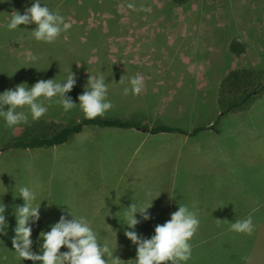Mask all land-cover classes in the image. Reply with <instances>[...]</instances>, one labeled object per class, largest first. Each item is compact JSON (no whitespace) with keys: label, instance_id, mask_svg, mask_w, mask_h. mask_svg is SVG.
Here are the masks:
<instances>
[{"label":"crops","instance_id":"1","mask_svg":"<svg viewBox=\"0 0 264 264\" xmlns=\"http://www.w3.org/2000/svg\"><path fill=\"white\" fill-rule=\"evenodd\" d=\"M175 8L170 2L156 6V10L165 15H169L171 10L175 13ZM149 26H137L134 30L136 34L131 38L125 35L124 46L118 48L123 51L121 54L95 57L93 61L92 57L82 58L80 79L86 85L89 75H104L108 84L107 99L114 105L105 117L135 121L150 129L168 126L173 130L151 132L137 127L101 129L95 125L85 126L80 138H83L81 136L85 135L86 130H91V135H88L90 144L103 142L116 146L109 153L88 155V163L82 162L84 176L87 170L89 177H108V183H102L100 187L90 186L87 192L81 189L80 216H73L86 217L98 233L101 244L108 241L115 251L114 255L127 261L122 264H135L137 246L124 235L125 231L132 230L124 224L126 208L132 203L140 206L160 195L148 209L149 220L145 221L139 213L136 214L141 222L134 230L139 236L151 238L155 234V226L168 221L171 213L177 211L179 205H184L198 212L200 226L191 241L192 258L182 264H261L264 256V216H255L254 213L264 206V196L255 183V165L259 164L256 145L262 142L263 136L259 135L256 126L247 122L250 128L248 133L247 126L240 119L232 122L231 128L227 123L221 125L224 122L221 118L224 120L226 114L238 116L245 110L244 106L222 113L230 100H239L238 93L229 92L228 87L224 86L230 71L244 67L237 63L238 55L230 54L229 61H226L230 63L229 67H221L217 72L210 71L214 63L224 62L223 58L214 55L218 53L216 48L220 43L228 39L230 52H233L230 43L236 37L228 32L235 27L219 23L171 24L158 28L150 35L155 27ZM214 28L227 31L228 37L217 44L209 33ZM193 31L206 32L205 38H211L215 43L205 42L212 52L209 58L198 60L192 54L188 47L191 39L186 38L191 37L192 34L187 33ZM146 45L152 50L155 45H160L159 54H146ZM174 45L177 48L169 53ZM209 46H214L215 50ZM136 75L144 80L141 93L124 95L123 89L130 87L129 78ZM121 78L122 82H119ZM84 89L85 86L80 84L81 94ZM223 96H226L225 102H222ZM117 103L119 109L116 108ZM49 111H54V114L60 112L54 108ZM67 112H75L76 118L83 116L77 108ZM246 133L249 135L246 136ZM101 135L106 139L102 140ZM58 146L50 148L54 151L59 149ZM39 148L43 147L31 150L37 151ZM38 152L41 155L52 154ZM95 156H98V161H95ZM89 158L94 162H89ZM253 167L252 172L245 173L246 169ZM149 189L152 193L150 197L145 195ZM40 213V219L31 225L32 250L37 254H42L40 233L50 231L51 226L66 214L55 216L43 212L42 204ZM249 215L255 225L252 235L230 230L232 222L246 219ZM66 218L72 219L71 216ZM217 219H220L219 226ZM66 251V247L61 248V252ZM245 257L248 259L245 260ZM14 259L17 260V255ZM24 261L33 264L30 260ZM36 264L41 262L37 261Z\"/></svg>","mask_w":264,"mask_h":264},{"label":"rangeland","instance_id":"2","mask_svg":"<svg viewBox=\"0 0 264 264\" xmlns=\"http://www.w3.org/2000/svg\"><path fill=\"white\" fill-rule=\"evenodd\" d=\"M31 2L34 0H0V13L3 16V18L0 17V94L5 90L14 89L21 83H26L31 88L40 79L63 81L71 68L76 77V85L66 95L78 104V96L82 92H80V84L86 86L80 79L82 58L92 57L93 61L95 57L121 54L123 51L121 49L119 51L118 48L124 46V36L128 35L131 38L136 34L134 32L136 27L140 25L154 26V31L148 32L150 35H153L158 28L171 24L232 25L235 28L228 34L235 35L236 38L233 41L239 40L238 42L245 45V50L242 53L230 52L228 39H226L216 48L218 53L214 54L216 57L223 58L224 62L214 63L210 71L217 72L221 67H229L230 63L226 61H229L227 59H230L232 53L238 55L239 65L252 69L257 68L255 74H259L261 78L257 80V83L264 82V0H189L182 5H175V13L171 10L169 15L159 13L156 6L157 4L162 6L170 0H41L42 7L47 5L53 11H61L65 20L72 23L71 29L62 33L58 40L51 44L35 40L31 34V30L36 27L35 24L20 25L19 27H23V30L19 28L14 31L8 30L6 26L14 10L24 14L23 6L30 7ZM129 4L133 7L130 8ZM213 30L209 33L210 36H214L213 41L217 44L222 38L228 37L227 31L217 28ZM188 34H192L191 37L186 38L191 39L188 47L190 46L192 54H195L198 60L209 58L212 52L206 47L208 43L205 42L215 43H212L211 38L209 40L205 38L207 33L193 31ZM243 39L244 42H241ZM160 47V45H155L152 50L146 45L144 49L146 54L156 55L159 54ZM212 47L214 46H209L210 49ZM176 48L177 45L171 47L169 53L174 52ZM30 54L40 57L39 61L26 62V57ZM96 65L100 66L99 63ZM99 71L101 70L98 67ZM240 99L243 100L242 95ZM244 106L245 110L238 116L226 114L224 120L221 118L224 121L221 125L227 123L231 128L232 122L236 123V119H240L245 123V127L247 122L249 125L256 126L259 135L264 138V92L252 103L248 102L241 108ZM52 108L60 110V114L50 112ZM76 108L81 113L80 115L84 116L79 105ZM116 108L119 109L118 103ZM20 110L29 112L27 108L18 109ZM42 118L61 125L74 124L78 120L75 112H65L62 106L56 103L48 106V112ZM219 121L221 120H216V122ZM24 127V124H20L8 128L3 117H0V147L18 136ZM246 129L250 133L248 126ZM90 132L91 130H86L85 135L81 136L83 138H80V133L75 134L70 142L58 146L59 149H54V151L53 148L43 147L37 151L10 149L0 152V202L3 201L7 206L5 216L8 223L7 234H0V264H27L26 261L14 259L17 253L12 245L15 236L13 232H15L17 223L14 214L15 207L24 204L23 199L18 197L21 186H27L38 193L33 206L41 203L43 212L52 213L55 216L65 212V216H70L68 214L70 211L72 215L80 216V190L87 192L94 185L100 187L102 183H108V177H89L87 170L84 176L82 162L88 163L86 159L88 155L109 153L116 146L115 144H102L103 142L90 144L88 136L91 135ZM248 133L246 136L249 135ZM102 136L104 135L99 137ZM263 138L262 142L256 145V151H259L257 160L259 164L255 165L256 168L245 170V173H250L255 168V183L260 187L262 196H264ZM38 151L52 154L41 155ZM90 160L89 162H94ZM95 161H98V156H95ZM261 214L264 216V206L254 213L255 216ZM262 248H264V242ZM261 264H264V256Z\"/></svg>","mask_w":264,"mask_h":264},{"label":"clouds","instance_id":"3","mask_svg":"<svg viewBox=\"0 0 264 264\" xmlns=\"http://www.w3.org/2000/svg\"><path fill=\"white\" fill-rule=\"evenodd\" d=\"M129 7L133 5L129 4ZM35 24L31 30L32 36L38 42L55 43L62 33L71 29L72 23L67 22L58 10L53 11L47 5L41 6V0H34L31 7L26 8L24 14L19 11L11 13L10 22L6 25L8 30L19 29L20 25ZM40 57L30 54L26 62L36 63ZM119 82H122V78ZM130 87L123 89V94L139 95L144 87L143 77L140 75L129 78ZM76 85L75 74L71 71L65 80L57 82L55 79H40L31 88L26 83L15 86L14 89L5 90L0 94V117L5 120L6 127L13 128L20 124H27L29 114L32 120L37 121L48 112V106L56 103L62 106L65 112L79 105L86 119L104 117L114 105L108 97V84L102 73L89 75L83 94L78 96L76 104L66 94L71 92ZM7 106V110H5ZM27 108L28 113L18 109ZM38 193L27 186L19 188V196L24 201L23 206L15 207L16 227L15 236L12 240L13 248L17 253V259L30 260L33 264L37 261L41 264H122L127 262L115 256L108 241L101 244L98 233L92 228L86 217H75L69 211L72 219L62 215L59 222L51 226V230L41 232L43 240L42 254L32 250L33 241L31 225L40 219V204L33 206ZM146 196L152 195L147 190ZM160 196V195H159ZM158 196V197H159ZM156 197V198H158ZM151 199L137 206L132 203L126 209L124 224L128 230L124 235L137 246L135 264H182L192 258L191 241L197 234L200 219L197 211L190 210L187 206L179 205L178 210L171 213L170 219L163 224L155 226V234L151 238H143L134 230L141 222L136 218L139 213L143 220H149L148 209L153 206ZM6 205L0 202V234L6 235L8 223L5 212ZM220 219H217L219 226ZM230 230L240 234L252 235L255 225L252 216L246 219L236 220L230 224ZM66 247L68 251L61 252ZM117 249V246H116ZM248 258L245 257V260Z\"/></svg>","mask_w":264,"mask_h":264},{"label":"trees","instance_id":"4","mask_svg":"<svg viewBox=\"0 0 264 264\" xmlns=\"http://www.w3.org/2000/svg\"><path fill=\"white\" fill-rule=\"evenodd\" d=\"M188 1L189 0H170L172 6L182 5ZM33 3L34 2H31L30 7ZM61 4L64 3L61 2ZM23 8L24 10H26L27 6L24 5ZM59 13L62 15L61 11H59ZM0 17L3 18L1 13ZM20 30H23V27L20 28ZM244 46V44L238 41H233L231 43V49L235 53L244 52ZM256 70L257 68L252 69L250 67H241L229 72V74L225 78L224 86L228 87L229 92H233L234 94L238 93L239 100H230V102L225 105L224 110L222 111L223 114L230 112L237 107H242L243 105L247 104L254 96H257L258 94L264 92V82H262V84L257 83V80H261V78L259 74H255V72H257ZM240 95L243 96L242 101L240 99ZM234 97H237V95H235ZM225 98L226 96L222 97V102H225ZM87 125H95L104 128L137 127L149 130L151 132L173 130V128L168 126H157L150 129L149 127L141 125L140 123L135 121H125L119 118L105 116L97 117L96 119L92 120L86 119L84 116L80 121H77L74 124L61 125L52 121H47L45 118L34 121L32 120L31 115H29L28 123L24 124L25 127L23 131L18 136L4 143L0 147V152H5L10 149H33L38 147H52L61 145L70 141L75 134L80 133Z\"/></svg>","mask_w":264,"mask_h":264}]
</instances>
